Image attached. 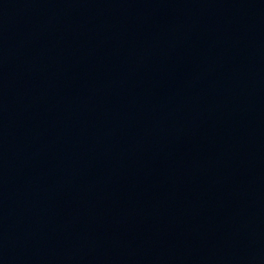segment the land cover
<instances>
[{"label":"water","instance_id":"95a60500","mask_svg":"<svg viewBox=\"0 0 264 264\" xmlns=\"http://www.w3.org/2000/svg\"><path fill=\"white\" fill-rule=\"evenodd\" d=\"M0 264H264V0H0Z\"/></svg>","mask_w":264,"mask_h":264}]
</instances>
